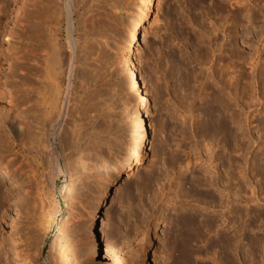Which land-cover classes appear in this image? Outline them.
Listing matches in <instances>:
<instances>
[{"label": "rangeland", "instance_id": "1", "mask_svg": "<svg viewBox=\"0 0 264 264\" xmlns=\"http://www.w3.org/2000/svg\"><path fill=\"white\" fill-rule=\"evenodd\" d=\"M142 1L105 0L86 14L82 24L77 12L73 22L65 15L49 16L46 0H0V169L10 173L0 174V264H104L101 246L97 245L100 254L89 249L98 239L123 256L125 264H264V0H244L239 23L234 20V0H154L134 46L149 101L145 109L135 103L122 64ZM235 43L242 58L235 57L234 50L227 63L232 65V58L238 68L230 69L228 78L217 75L218 85L207 81L225 94L230 107L220 110L225 135L213 123L217 110L212 119L208 117L219 107L208 103L211 96L202 81L208 73L205 68L214 63L218 67L222 50L228 55L226 49L232 52ZM58 53L67 103L62 122L51 131L53 146L47 152L51 156L42 154L43 159L33 148L43 107L38 105H43L55 81ZM210 59L214 63L202 62ZM82 66L89 70L97 66L101 77L87 85L88 69ZM239 106L243 113L234 121L232 111ZM81 108L91 110L86 115L96 119L95 129L107 126L108 135L123 149L132 146L142 120L149 138L144 158L131 165L133 174L127 176L131 168H125L102 196L91 199L80 231L86 245L79 246L68 235L70 223H64L75 192L71 184L81 176L90 185L97 165L92 162L77 176L71 162L62 158L57 140L67 125L66 115ZM17 123L23 132L16 137L12 125ZM208 155L215 158L213 169ZM206 167L214 174L210 187ZM222 178L231 197L229 207L220 205ZM180 189L176 202L171 198ZM39 193L52 222L45 243L38 239L41 218L33 211ZM209 195L211 202L206 201ZM202 213L212 226L198 235L190 218L200 219ZM197 222L202 230L204 223ZM181 225L184 233L176 235ZM144 234L153 238L147 245L131 250L132 244L122 243ZM225 238L224 253L220 241ZM237 239L241 241L236 243ZM15 252L20 260L15 261Z\"/></svg>", "mask_w": 264, "mask_h": 264}, {"label": "bare ground", "instance_id": "2", "mask_svg": "<svg viewBox=\"0 0 264 264\" xmlns=\"http://www.w3.org/2000/svg\"><path fill=\"white\" fill-rule=\"evenodd\" d=\"M46 1H47L48 6H49V9H48V12L50 13L49 16L51 15V16H53L55 18L57 17V19H59L61 16L65 15L66 19L68 18V20L70 22H73L74 20L78 19L77 21L79 23L84 24V22L86 21V14L88 13V15H89L90 14L89 12L92 11L93 8L99 6L100 5L99 3L104 2L105 0L104 1L103 0H46ZM234 1L235 2H233L232 4L236 5V7H237V13H236V15H234V17H235L234 20L237 21V23H239L240 19L238 20L237 18L239 17V14H242L243 10L245 9L246 3L244 4V0H234ZM153 8H154V0H143L141 2L140 6H139L138 16H137L136 20L134 21V24L131 27V29L128 33V36H127V39H128L127 49L124 51V54L122 56L123 57L122 64L124 67V71L128 75V80L131 83L129 88L131 90V93L133 95L135 103H137L138 106L142 109H145L147 107L149 101H148V97L146 96L145 85L143 84V81L141 80V76L139 74L138 53L134 49V46L139 41L140 36H141V32H143V30L146 28L147 21L149 20V14ZM74 12H77L78 15H76V16H78V18L77 19L74 18V20L72 21L71 19L74 16ZM70 25H71V23H70ZM218 28L219 27L215 28V32L217 31ZM233 45L234 44H232V46ZM236 45L237 46H235V48H233L232 52L226 49V52L228 53V55L226 53H224V50H222V52L219 55V62L220 63L218 65V67H216L215 63L211 59L202 61L205 64H208V62H210V61H212V63H214V64L210 65L209 67L207 66L208 68L207 67L205 68V70L208 71V73L205 71L207 76H206V80L202 81V85H203L204 89L209 91L208 96H211L208 103L216 102V105H218V107H219L217 109H213V107H214V105H213L212 106L213 110L208 114L209 115L208 117L210 119H212L215 116L213 114V111L215 110V113H216V110H217V113H216L217 119H214L213 123H215V125H217L218 128L222 129V132H224L225 135H227V132L225 131L223 121L221 120L220 110H223V108L224 109H230V107H229L228 103L224 100L225 94H223V95L219 94L215 90L214 85H210V84H209V86L207 85V81L212 79L214 81V84L218 85V83H216V76L217 75H220L223 79L228 78V76L230 75V72H231L230 69H232V68L237 69L238 68V66L235 64V62H237V61L233 60L232 58H230V59H231V61H233V64L229 65V63H227L228 62L227 59L230 56H233L234 50H236L234 56L238 57V58H242L240 55V50L238 49L239 48L238 43ZM257 51H258V49H257ZM255 53H256V51H255ZM58 54L59 55H57L55 57L54 70H53V74L55 76V81H54V83L52 82V84L50 85L49 92L47 93L46 98L42 102L43 105H40V103L38 105V106H43V107H40V108H42V110H41V114H39L40 117H39L38 126H37L38 127L37 140H36L37 142L35 141L36 144L33 148H35V150L37 152L36 154H38L39 158H41L42 154H45V155L48 154L47 152L49 151L50 146L53 143V137H54V136H52L51 131L61 121V118H63L62 116L64 113L63 112L64 111V105H65V103H67V102L64 103V99L66 97L65 96L66 90H64V88H65L64 82L65 81H63L65 70L63 69V64H61L63 62V60H62V62L59 61L60 60L59 57H60L61 53H58ZM85 58L86 57L84 56L83 59H85ZM87 59H88V57H87ZM203 59H204V57H203ZM94 67H95V68H93L94 70L93 69L89 70V68L82 66V68L89 70V71L87 70V72H86V75H87L88 79L90 80V83L87 85L94 83L96 81V79L99 78V76L101 77L102 73L99 72V70L98 71L95 70L97 66H94ZM84 79H86V77ZM229 81H230V78H229ZM231 83H232V85H234V81H232ZM76 109H78V107ZM242 109L243 108L241 106H239V109L235 110L236 112H234V110L232 111V116L234 118V121L237 120L236 117H238L239 115H242L243 112L239 113ZM69 110H70V108H69ZM73 110L75 112V109H73ZM79 110L75 113H72L73 112L72 111L68 115H66V118L68 119V120L66 119L67 125L63 129L62 128L60 129L59 141L57 139L56 140L60 144V150L59 151H61L63 153L62 158L63 159L65 158V160L67 159V161L71 162V167L74 169V172L77 174V176L81 175L83 173H86L87 172L86 170L89 169V167L92 165V162H93V164H95V166L97 165L95 167L96 171H95L93 177L91 178L92 181L90 183L86 182L87 184H90V185H86L82 181L83 179L81 178V176H80V178L75 177L76 180L74 178L75 183L71 184L72 189L75 190V192H73L74 194L71 196L72 208H71V210H69L68 214H66L67 216H65V220H64V223L65 222L70 223V230H69L70 234H68L70 236V238L74 241L75 245L77 244L79 246H82V245H86V244L84 243V240H83V237L81 236L80 231H81L83 221L89 216L88 213H89L90 207L92 205L91 199L94 198L95 196H97V197L102 196L103 193L107 190V188H109L111 184H113L114 182H116L118 180L121 172L125 168L126 169L128 167L131 168V165L133 164L134 161L139 162L144 158L145 145H146L147 139L149 138V128L147 126V123H145V120H142V122H143L142 125L140 127H138L137 129H135V133L133 134L132 146L127 147L126 149H123L122 148L123 145L121 146V144L119 143L118 140L116 141V139L113 138L111 134H110L111 136L108 135V133L106 132V129H108L106 125H105L106 129H95L96 126H94V122L96 121V119L94 118L95 119V121H94V119L92 117L88 116L89 115L88 112H91V110L85 111V110H83V108H81ZM87 113H88V115H86ZM235 114L237 116H235ZM94 117H95V115H94ZM92 122H93V126L91 127L90 125H92ZM249 122L251 124L252 120L250 119ZM249 122L248 123L246 122V124L248 125ZM63 123H65V122H63ZM95 125H96V122H95ZM97 128H99V127H97ZM12 129H13L14 135L16 137L21 135V133L23 132V127L20 123L13 124ZM54 131H56V130H54ZM54 133H57V132H54ZM56 138H58V137H56ZM54 145H56V144H54ZM58 149H59V147H58ZM114 150L118 151V153L116 152L118 155H117L115 160H112L110 158V156H112V153L114 152ZM212 150H213L212 148L208 147V151L210 153L212 152ZM54 153H56V152H54ZM49 154L51 156V152ZM42 157L44 159V155H42ZM49 158H51V157H49ZM56 158H57V156H56ZM45 159H46V157H45ZM214 159L215 158H213V155H212V156H209V159L207 160L209 162L208 164H209V166H211V168H212V166L214 167V165H213ZM47 160H48V158L46 159V161ZM44 162L45 161H43V163ZM57 162H60V160L58 159ZM57 162L55 163L56 165H58ZM39 163H40V161H39ZM50 163L48 164V161H47L46 165H50ZM64 164H66V163H64ZM44 165H45V163L43 164V167H44ZM59 165H60V163H59ZM66 166L68 167V165H66ZM56 167H58V166H56ZM58 168H60V167H58ZM211 168L210 167L205 168V175L208 177L206 179L209 182V184H208L209 187L213 186V183H214V178H213L214 174L211 172ZM58 171H60V170L58 169ZM84 171H86V172H84ZM0 174L3 175L4 177L10 176L9 171H7L5 168L0 169ZM132 174H133V169L131 168L128 171L127 176H131ZM40 182H42V181H40ZM220 184L223 186L222 189H219L220 195H221L220 205L222 207H229L231 197H230V193L228 192L229 191L228 186H226V183H224L223 178L220 179ZM38 185H39L38 186L39 190L42 191L43 187H41L40 183ZM67 189L71 190V188H67ZM190 189H192V188H190ZM13 191L15 194H18L17 189H14ZM181 192H182V190L180 189V191H178L176 193V195L174 197H172L171 199H174L177 202L178 201L177 199L181 197V194H180ZM45 193H47V192H45ZM41 194L39 193L40 197L37 196L38 199L39 198L40 199L37 200V204H36L37 206L35 207V210H33V211H35L34 213H36L37 216H39V218H41V219H39L41 222V224H40L41 231H40V236H38L39 237L38 239H41V243L42 242L45 243V241H46L45 239H46L47 233L49 231V228L52 226L51 225L52 222H51V219L49 218L50 214H48L47 210H46L47 205H45V202L42 198L46 194H44V192H43L44 195H41ZM207 197L208 198H206V201L211 202V199L209 198L210 195ZM45 199H46V196H45ZM195 200H198V198ZM209 206H211V205H209ZM186 209H188V208H186ZM190 221L192 224V227H191L192 230L195 231V233L198 235H200L201 232L210 231L211 226H212L210 223L209 216H206L203 213L201 214L200 219L198 216L193 215L190 218ZM197 221L204 223V225H202L203 226L202 230H201V227L199 228L200 223L198 226ZM38 225L39 224H37V226ZM203 228L205 229V231ZM178 229L179 230H178V233L176 232L177 233L176 235H181L182 233H184L183 232L184 229H183L182 225H181V228H178ZM137 238L138 239L124 238V239H122V243L123 244H132L133 247L131 248V250H134V249L139 248L141 246L147 245L148 243L152 242V240H153V238H151L150 235H148V234L147 235L146 234L141 235L140 237H137ZM238 238H239V236H238ZM238 240H240V239H237V241ZM237 241H236V243H239V241L238 242ZM94 244H95V246H93V245L89 246V249H93L96 253L98 252V254H100V251L97 248V245L98 246L100 245L101 246V252H102L101 257L104 260V264H125V260L123 259V256L116 255L115 252H113V250L108 245H106L102 240L98 239V240H96V242ZM220 245L223 249V252L224 253L227 252V249H228L227 238L222 239L220 241ZM238 245H240V244H238ZM83 247H85V246H83ZM240 247H238V248H240ZM63 251L65 254L66 250H63ZM236 251H237V249H236ZM62 254H63V252H62ZM66 255H67V253H66ZM66 255L64 257H66ZM14 256H15V261L21 259L20 257H18V253H16ZM38 257H39V255H38ZM60 257H63V256L61 255Z\"/></svg>", "mask_w": 264, "mask_h": 264}]
</instances>
